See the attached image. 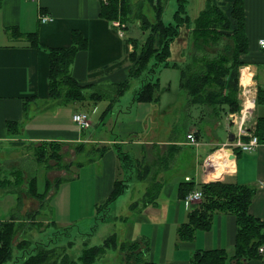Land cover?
Returning <instances> with one entry per match:
<instances>
[{"label": "crops", "instance_id": "crops-1", "mask_svg": "<svg viewBox=\"0 0 264 264\" xmlns=\"http://www.w3.org/2000/svg\"><path fill=\"white\" fill-rule=\"evenodd\" d=\"M101 2V0H0V158L14 155L16 150L24 146L43 142H57L62 147L75 146L81 150L93 148L97 154L92 150L90 151L93 153L92 156H88L85 161L78 160L80 162L76 170L87 167L84 170L88 177L87 183L88 186L91 183L93 186V197L89 199L96 211L105 204L115 184H120L127 172L129 175H125L124 178L129 181V185L131 182L134 185L147 183L142 190L137 188L141 196L133 201V205H129L131 207L128 206L132 212V221L127 222L126 218L121 221L122 227L124 225L125 228V224L127 226L125 235H121L123 238L144 240L147 261L153 264H196L194 262L196 252L212 249H221L228 256H233L237 232L236 217L233 213L214 211L210 217L209 227L196 228L189 239H181L178 236L179 226L189 221L191 211L201 201L186 204L185 193L195 189L202 190L204 184L213 181L252 186L254 193L248 212L264 223V142H260L251 152L232 149L229 143L234 139L237 130L229 118V114L233 112L225 113V109L224 111L221 109L219 117L214 121L213 119L204 121L200 125L201 133L195 136L197 139L195 143L187 139L184 130L169 138L167 134L172 127L171 119L168 122V130L164 131L160 140L141 138L139 133H144L141 128L142 122H145L144 117L150 105L161 100L160 81L157 77L159 90L156 98L142 100L136 97L141 77L139 73L131 74L129 67L130 39L134 38L125 39L112 24L113 20L120 19L109 20L101 15ZM192 3L193 0H189L191 9ZM41 14L48 15L50 19L41 21ZM241 14L245 51L240 57L244 56L247 61L239 67L241 82L238 85H241L246 77L245 83L250 85V88L254 85L257 88V96L264 85V48L258 43L260 38H264V0H241ZM15 30L20 32L21 36H17ZM73 31L83 35L86 45L77 51L69 65V73L84 87V91H90L96 86L115 87L127 81V86L118 95L115 94V97L102 96L90 101L87 113L90 116L94 114L91 109L99 111L98 123L92 122V125L85 128L72 120L74 112L83 110H75L69 103H58L48 95L50 66L48 48L69 47ZM30 32H37L42 46L27 44L26 38L22 35ZM186 39H183L182 48L179 50L182 63L186 57L184 54ZM176 64L180 65L177 62ZM131 81L138 82V86L129 97L127 89ZM260 93L263 94L262 91ZM234 97L238 102L239 111L245 104L241 88H238ZM184 101L187 102L186 98ZM123 103L127 104L126 112H132L136 105L137 109L142 107V110L134 118L126 117L125 114H121L125 112ZM33 104L35 107L31 106ZM259 104L264 106V101ZM259 104L255 103L251 110L247 120L250 124L246 122L247 125H251L252 132L256 120L264 117V113L262 116L254 114ZM169 111L171 108L167 111L160 110L161 118ZM200 111L197 117L202 116ZM153 115L156 114L153 112ZM174 115L179 116L180 113ZM9 122H15L14 126L9 127ZM208 127L216 129L215 133L206 130ZM218 127L224 128L228 133L225 139L218 136ZM147 131L146 134L155 133L152 128ZM114 132L116 135L112 138ZM243 138L247 139L245 136ZM123 154L132 161V166L137 162L138 171L132 166L127 167V163L122 160ZM75 157L77 155L74 154ZM151 160L154 162L153 167L149 164ZM141 163L147 164L143 167L144 172H141L139 167ZM151 167L153 172L150 174ZM34 176L37 192L43 193L47 173L46 178L44 176L41 180L36 172ZM38 181L43 183V186H40ZM62 183L58 190L55 189V192H50L47 196L51 204L49 212L54 213L57 219V221L51 219L55 225L58 223L64 225L66 222L64 218L70 220L72 204L74 201L78 204V199L73 196L72 184L66 186V183L64 185ZM152 187L157 188L156 195L152 202H147V195L149 197ZM126 191L125 186H122L120 194L106 206L103 221L111 215L116 218L120 214V202ZM19 197L21 198V195L15 190H0V230L4 223L13 218ZM35 207L33 209H41L40 205ZM110 211H113L111 215ZM238 264H264V254L243 259Z\"/></svg>", "mask_w": 264, "mask_h": 264}, {"label": "rangeland", "instance_id": "rangeland-1", "mask_svg": "<svg viewBox=\"0 0 264 264\" xmlns=\"http://www.w3.org/2000/svg\"><path fill=\"white\" fill-rule=\"evenodd\" d=\"M132 1L136 2L138 0ZM161 2H163V0H161ZM188 4L189 0H187L186 9L188 11L187 14L189 16V19H192V21L189 23V25L180 28L178 37L170 44L172 55L170 58H168V60L171 66H159L154 75L152 71V68L154 66L153 64L155 62V53L153 49L154 43L151 44L150 41L149 44V40L148 42H146L145 40L147 37L148 39L149 37L150 39L153 38L154 35L152 34V32L155 33L158 37L161 36V34H164V32L158 30L154 32L152 28L148 26L149 24H147L146 26H142L143 20L139 21L133 18V13L135 10L132 11L129 17L128 15H126L127 22L125 23V27L123 30L124 38H134L130 39V72H142L140 76L142 79L149 78L151 80L153 76L154 79L158 77L161 85L160 102L150 105V108L148 110L149 113L147 112V115L144 117L146 118L145 122H142L143 125L141 128L144 133H139V136L145 140H147V137L152 141L160 140L164 131L168 130V122L170 121V119L172 127L167 134L169 138L177 135L178 131L181 132L183 124L198 119L197 115L200 111L198 107L200 106L187 105V102L184 101L186 98L184 91L179 90V68H184L189 64L192 65L193 57L200 56V53H196L195 51V43L191 34L189 33V35H186L185 33H187V30L191 32L194 26V17H196L203 9L206 8L207 0H193L192 9L190 7V4L189 9L187 8ZM133 8L135 7L133 6ZM176 8V0H167V3H165L163 7V22L172 23L174 21L173 13ZM142 12H144L145 18L150 22V24L156 22L153 8L150 5L145 3L142 7ZM206 12L208 14V19L204 26H202L205 28L203 31L209 32V37H211V39H217L215 41L213 40L214 43H212L211 41L208 42V44L204 45V49L201 48V53L212 55L216 52H219L220 54H223V60H225L228 65V61L232 64L234 55V40L232 38L233 34L231 28H229L228 25L223 21L216 8L209 6ZM208 23H210L209 26L211 27V30H206ZM161 37H163V35ZM185 38H187V46L185 47L184 53L186 57L184 62L182 63L180 61L181 55L179 53V50L182 48L183 39ZM136 41L139 43H137ZM140 43H142L143 46ZM241 53L242 52H239V61L235 62V65L230 69L231 75L229 74L230 76L227 77V81L230 80L233 75H235L238 78V83L241 82V72L239 67H241L245 61H247L244 56L240 57ZM175 61L177 63H180V65L173 63ZM148 73H150V75ZM260 78L262 79V75H260ZM245 82H247L246 77L241 85H238V88H241L242 90L244 85L250 88V85L246 84ZM137 86L138 82L131 81V85L129 89H127V92H129V97L132 93H134L135 90H137ZM115 90V87L101 88L96 86L91 88L90 91L85 90L84 98L80 100H67L66 98H54L53 100L61 104L69 103L75 110L78 109L87 112V110H89L88 106L91 100L96 97L102 96L115 97ZM263 101L264 100L262 98H258V100L256 99V104L263 103ZM35 105L33 104L31 106L35 107ZM123 105V111L125 112H122L121 114H125L126 117L129 116L131 118H134V116L139 114L142 110V107H138L137 109L136 105L132 112H126L125 107L127 104L123 103ZM169 108H171V111L166 112V114H164L161 118L160 110L167 111ZM184 108L186 109V111H184ZM263 109V105H257L254 114L256 116H262V114L264 113ZM91 112L94 113L93 115H90L92 125L93 123H98L99 111L97 112L96 109H91ZM153 112L156 115H153ZM176 113L178 115L180 113V115L175 116L174 114ZM176 118L177 120H175ZM190 123V126L186 128L185 132L187 134L192 133L194 137L196 135H200L201 132L197 130L198 127H196L194 123ZM248 124L250 123L248 122ZM158 125L162 127L160 128L158 127ZM97 128L99 129V126H97ZM150 128H152V130H155V133L150 132L149 134H146V132H148L147 129ZM202 129L203 127H201V130ZM230 129L232 130L231 127ZM206 130H211V133H215L216 129H210V127H208L206 128ZM217 134L219 137H221V139H225L228 136V133L222 127L217 128ZM114 135H116L115 132L111 137L113 138ZM124 149H126V146H124ZM92 150L93 148L90 149V147L89 149L86 148L81 150L80 147L75 146L73 148H69L67 146L62 147L57 142H43L24 146L22 149L16 150L14 155H8L0 158V190H16L19 191V194L21 195V199L17 206V209L13 213V218L7 225V230L9 231V234H11V236L7 239L9 240L8 243L11 247L12 256L11 259L9 261H6L4 264H21L22 257L20 256H22V252L24 254L26 252L28 253V255H30L31 252H35V248L37 249V243L40 244L41 242H46L50 247L55 244L54 247L63 246L66 248L67 245L69 246L73 243L69 248H67V254L75 259H77V257L82 253V250L85 249V247L100 244L105 245L104 250L97 256H95L92 264H153L147 261L148 259L145 257L146 244L144 240L123 238L127 226L126 224L125 228L124 225L123 227L121 226V221L124 218H126L127 222L132 221V212L128 208V206L131 205L134 200H137L141 196V194H138L137 188L142 190L143 187L147 185V183H138V186L132 184L131 182V184L129 185V181L124 178L126 174H124L122 180L127 191L125 197H123L122 201L120 202L121 212L115 218V216L113 217L111 215L113 211H110L109 214L111 216L109 215L110 217L103 221L102 219H104L103 216L106 215V212H104L103 209H99L98 211H96V208L93 206L92 201L90 200L93 197V186L92 183L90 186H88L87 183V173L84 172L87 167L76 170V167L80 162L78 160L85 161L88 156H92L93 153L97 154L95 149L93 150V153H91L90 151ZM39 154L45 155L44 160L41 162L38 161V158L40 156ZM74 154L77 155V157L74 158ZM134 162L135 159H133V163ZM126 163L127 167L132 166V161L128 160ZM149 164H151L153 167L154 162H152L151 160ZM145 165L147 164H139L141 172H144L143 167ZM152 167L150 169V174L153 172ZM132 168L135 171H138L136 170L137 162H135V165L132 166ZM35 172L37 176H40H38L40 180L47 173L48 180H50L51 189L41 200V202H39L38 199L30 196V191L33 187L32 179L35 175ZM76 175L78 177H75ZM127 175H129V172H127ZM142 176L143 173H141V178ZM150 177L152 179L153 175ZM61 181H64L62 184L64 185L66 183V186L68 184H72L73 196H76V198L78 199L79 206L75 201L73 202L72 210L70 211V220L64 218L66 222L64 225L60 224V226L59 223L55 225L53 221H51V219L56 221L57 219L54 213L49 212V210L51 209V204L49 199H47V196L50 195V192H55V186H57V184H59ZM38 183L40 186H43V183L39 181ZM83 199H85L86 201L84 202ZM32 204L34 206H32ZM39 205L41 209H33V207H37ZM195 209L196 212H201L202 205L199 207L198 204ZM51 223H53V225H51ZM65 227L67 230L64 229ZM122 234L123 236H121ZM112 235H114V242H112L110 239L104 242L106 238H109ZM50 238H54L55 240L53 241H56V243L51 242L52 239L51 241H49ZM129 248L131 249L129 250ZM62 251L63 248L58 247L56 248V251H54L53 255L56 258H59V256L62 255Z\"/></svg>", "mask_w": 264, "mask_h": 264}, {"label": "trees", "instance_id": "trees-1", "mask_svg": "<svg viewBox=\"0 0 264 264\" xmlns=\"http://www.w3.org/2000/svg\"><path fill=\"white\" fill-rule=\"evenodd\" d=\"M101 1V15L109 20L119 18L122 22L126 23V15L129 17L132 11L135 10L133 18L139 21L143 20L142 26L149 24L148 26L151 27L154 32L157 30L163 31L164 34H161L163 37H158L152 32L154 35L153 38L150 39L149 37L148 39L147 37L145 41L148 42L149 40V44L150 41L151 44L154 43L153 49L155 53V62L152 68L153 74L159 66L170 65L168 60L172 55L170 44L178 37L180 28L189 25L192 21L187 14V0H176L177 8L173 13L174 21L172 23H165L162 20L163 7L165 3H167V0H163V2H161V0H138L136 2H133L132 0H108V4L104 0ZM145 3L153 8L156 19L155 23L150 24L145 18V14L142 12V7ZM133 6L135 8H133ZM209 6L216 8L223 21L229 28H231L233 34L232 38L234 40L232 64L228 61V65L226 61L223 60V54H220L219 52L212 55L201 53V48H203L204 45L211 41L214 43L217 39H211V37H209V32H204L203 30L205 28L202 27L208 19L206 10ZM209 24L210 23L207 24L206 30H211ZM193 25L191 32L187 30V34H191L195 43V51L196 53H200V56L193 57L192 65L189 64L184 68H179L178 85L179 90L184 91L187 105L200 106L198 108L201 110L200 112L202 113V116L197 117L198 119L196 120L190 121L198 127L197 130L199 131V127L204 121H211L212 119V121H214L217 119L221 109L223 111L225 109V113L229 111L234 112L239 109L238 102L234 97L235 92L238 90V78L233 75V77L227 81V77L231 75L230 69L235 65V62L239 61V52L245 51V36L242 30L241 0H233L231 2L207 0L206 8L199 13L194 20ZM15 33L17 36H21V33L17 30H15ZM22 36L26 38V42L29 46H42L38 40L37 32H30ZM85 45L86 39L83 35L78 31H73L72 42L69 47L48 48L50 57L48 95L50 98H66L67 100L75 101L84 98V87L71 76L69 73V65L74 59L77 51L85 47ZM130 73L134 74L132 72ZM138 73L141 76L142 72H137L135 74ZM150 73L148 74L150 75ZM157 79V77L155 79L153 77L151 80L149 78H141V84L136 93V97L142 100L156 98L159 90ZM126 86L127 81L115 85L116 95L124 90ZM260 91H262L263 94H259ZM260 91L258 92L257 99H264V88L262 87V90ZM224 105H226V107H224ZM190 122L183 124L182 130L186 131V128L191 124ZM14 123L15 122H9L8 126L13 127ZM254 133L258 136L261 142H264V117H259L256 120ZM39 155L38 161L41 162L44 160L45 155ZM122 160L123 162L130 161L125 154L122 155ZM32 182L33 187L30 191V196L41 202L51 189L50 180H48V178L45 179L46 191L44 190L43 193H38L36 190L35 176L33 177ZM61 183L62 182L55 186L56 190L59 189ZM122 186L124 187L123 181L120 184H115L105 204L99 209L104 210L106 206L120 194ZM156 190L157 188L155 189L152 187L151 192H149V197L147 195V202H152L156 195ZM16 192L19 193V191ZM188 192H186L185 195ZM202 192L203 197L199 203V207L202 205V211L196 212V209L191 211L189 221L179 226L178 236L181 239H189L196 228L209 227L210 217L214 211L230 212L235 215L237 223L234 245L235 253L233 256H228L221 249L196 252L194 255V262L196 264H238L243 259L259 256L258 246L264 242V223L248 212L254 188L236 182L213 181L204 184L202 186ZM8 224L9 222L4 223L0 230V264L9 261L12 256L11 247L8 243L9 240L7 239L11 236L7 230ZM64 229H66V227ZM109 239L114 242V235L106 238L104 242ZM53 240L55 239L50 238L49 241L56 243V241L54 242ZM72 244L69 246L67 245V248ZM48 245L49 244L46 242H41L40 244L37 243V249L35 248V252H31L30 255L26 252L25 254L22 252V256H20L22 257L21 264H92L95 256L101 253L105 248V245L103 244L85 247L77 259H75L67 254V248L63 246H58L63 248V251L62 255H60L59 258H56L53 253L58 247H54L55 244L51 247ZM130 249L131 248H129V250Z\"/></svg>", "mask_w": 264, "mask_h": 264}, {"label": "built area", "instance_id": "built-area-1", "mask_svg": "<svg viewBox=\"0 0 264 264\" xmlns=\"http://www.w3.org/2000/svg\"><path fill=\"white\" fill-rule=\"evenodd\" d=\"M107 2L108 0H104ZM41 21H47L50 19L48 15H42L40 16ZM117 29L118 32L123 35L125 23L121 20H114L112 23ZM258 43L261 48H264V38H260L258 40ZM264 88V85H263ZM244 95L245 104L241 107V109L237 112H233L229 114L230 122L235 125L236 132L235 137L229 145L232 147V149L236 148L241 151L251 152L253 151L257 145L261 142L258 138V136L251 131V125H247L246 122L249 119V116L251 115V110L254 107V104L256 103V92L257 88L252 87L248 88L244 85L243 89L241 90ZM72 120L79 124L80 127H88L91 125L90 116L85 111H77L72 114ZM247 137V139H244L243 137ZM187 139L191 141V143H195L196 139L193 136L192 133L187 134ZM188 179V178H186ZM203 192L201 189H195L190 192H188L185 197V203L190 204L194 202H198L202 199ZM258 254L263 255L264 254V242L261 243L258 246Z\"/></svg>", "mask_w": 264, "mask_h": 264}, {"label": "water", "instance_id": "water-1", "mask_svg": "<svg viewBox=\"0 0 264 264\" xmlns=\"http://www.w3.org/2000/svg\"><path fill=\"white\" fill-rule=\"evenodd\" d=\"M233 135V134H232Z\"/></svg>", "mask_w": 264, "mask_h": 264}]
</instances>
